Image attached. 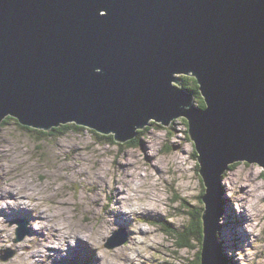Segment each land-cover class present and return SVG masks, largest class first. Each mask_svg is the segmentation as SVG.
Segmentation results:
<instances>
[{
  "label": "water",
  "instance_id": "1",
  "mask_svg": "<svg viewBox=\"0 0 264 264\" xmlns=\"http://www.w3.org/2000/svg\"><path fill=\"white\" fill-rule=\"evenodd\" d=\"M175 74L196 80L204 110ZM7 116L118 143L182 116L206 189L200 264H223L219 175L238 159L264 164V0H0V123Z\"/></svg>",
  "mask_w": 264,
  "mask_h": 264
},
{
  "label": "clouds",
  "instance_id": "2",
  "mask_svg": "<svg viewBox=\"0 0 264 264\" xmlns=\"http://www.w3.org/2000/svg\"><path fill=\"white\" fill-rule=\"evenodd\" d=\"M102 13L107 15L102 9L100 17H105ZM101 71L95 69L97 75ZM146 139L152 141L154 137ZM60 143L59 148L49 145L44 159L23 154L29 151L23 145L3 146L0 211L29 213L31 218L25 230L41 234L25 233L23 239H18L20 225L0 215V260L7 264H54L82 243L78 225L87 215L97 227L89 233L96 241L94 247L86 246L92 253L93 264H101L94 259L96 250L101 255L109 252L105 244L120 231L116 223L119 214L129 221L127 238L109 253L104 264H150L149 258L156 255L152 249L162 243L158 237L163 235L150 222L155 213L172 219L168 212L178 202L170 204L171 199H189L194 204L196 201L190 197L199 195L198 190H187L199 184L196 173L191 170L189 153L179 147L171 153L157 154L151 144H146L143 151L125 148V152H136L135 156L125 157L115 150L107 151L114 149V145L86 146L79 139L65 144L63 138ZM171 143L186 145L187 141L173 137ZM73 148L80 151L69 159ZM238 160L241 163L237 167L229 170V162L219 175L224 198L235 214L244 218L243 235L236 248L226 255L231 264H264V164L257 160ZM157 168H166L168 172L158 175ZM106 207L111 215L105 212ZM218 223L224 225L225 218L221 216Z\"/></svg>",
  "mask_w": 264,
  "mask_h": 264
},
{
  "label": "rangeland",
  "instance_id": "3",
  "mask_svg": "<svg viewBox=\"0 0 264 264\" xmlns=\"http://www.w3.org/2000/svg\"><path fill=\"white\" fill-rule=\"evenodd\" d=\"M184 76L185 74H175L174 76L180 77ZM183 78V77H181ZM172 84L175 87H178V84L173 83ZM6 118H10L9 120L6 121L7 124L1 125L3 121L0 123V157L4 156V145L5 144H11L13 146L15 145H23L24 148H27L29 151L26 153H23L25 155H31L33 158L39 156L40 159L46 158L49 152V145H55L57 148L61 147L60 140L63 138V142L65 144H71L74 139H79L83 143H85L86 146H91L92 143H99V144H109L112 145V142L107 141V140H102L99 139V136H102L100 134L94 135L92 132V129H87L84 128L85 126H80L82 129L77 130L76 132H66L63 135L58 134L56 131H52L51 127L48 131L39 129V128H32V127H26L29 129L27 131L24 126H22L17 119L12 118L11 116H7ZM180 119L182 116H178L174 119H172L168 126H165L153 119H150L149 121L154 122L156 125L155 126H149L147 127L146 131L141 129L137 130L140 131V134L136 135L134 140H131L130 142H125L123 144H119L118 146L114 145V149H108L111 153V151L115 150L118 154H123L125 157L127 156H135L136 152L135 151H128L125 152V148L129 149H140L143 151V146L146 144H151V147L157 152V154H163V153H171L175 148L179 147H184L185 151H187L191 157V162H192V171L196 173V178L199 180V184L193 186H189L187 188L188 191H199L198 196H192L190 199L195 200L196 203H189V199H183L181 200L179 197H174L169 201V203H177V207L170 209L168 212V217H173L172 219H168L165 216H162L160 213H155L154 215V220L157 222H151L157 225V231L162 233V236H159L158 239L162 241V243L158 244V246L152 251L156 253L155 256L149 258L150 259V264H189L191 260H195L197 258L196 253L197 251H200L199 248L201 249V246L198 248L196 246L195 249H190V250H178L176 247V240L168 234V232H172L173 234H176L178 236H184V234H187L189 236H192L191 234V229L193 228L192 225V218L191 214L196 211V209L201 208L202 211H204V205L201 203V196L205 194V187L203 185L202 179L198 174V165H197V160L195 157L197 154L195 153V148L193 143L190 142L189 139L186 138L187 136V130L186 126L184 125V121H181ZM67 123H60L59 126L65 125ZM158 125V126H157ZM57 126V127H59ZM77 127H79L77 125ZM154 129V131H153ZM61 131V130H60ZM42 132V133H39ZM44 133V134H43ZM99 135V136H98ZM105 136V135H104ZM147 136H152L154 137V140L149 141L146 139ZM106 137V136H105ZM173 137H176L177 139H184L187 141L186 145H181V144H173L171 143V139ZM159 140L160 143L156 144L155 141ZM118 144V143H115ZM80 149L78 148H73L71 154L69 155V159L73 158L74 156L78 155ZM148 159V157H145ZM155 157H152L154 159ZM240 163L236 164L233 166L232 169L237 167ZM197 165V166H196ZM131 166V165H128ZM229 169V170H232ZM157 174H161L162 172L167 174L168 170L166 168L156 169ZM82 175H86V173H83ZM78 188V185L76 186ZM223 191V189H222ZM221 191V197L222 201L224 198V192ZM223 193V194H222ZM226 200V199H225ZM105 212L108 215H111L112 213L108 211L107 207L105 208ZM3 213V214H2ZM23 211H15V212H2L0 211V215H4L6 220L8 221V218L14 217L15 215H23ZM30 216L29 213H26ZM149 215H153L152 213H149ZM202 213L200 212V218H201ZM222 216L225 218V223L224 225H220L223 228V233L222 236L225 241V248L227 251L229 250H234V246L232 248V240H233V233L229 230L236 228V219L237 215L233 211L231 204L229 201H223L222 203ZM242 218L239 221V226L242 231V223L244 222ZM164 221V223H162ZM19 225H22V223H16ZM229 224V225H226ZM228 226V228H227ZM78 227L81 228V232H86V234L90 237L89 239H81V241H89L92 244V248L94 247V244L96 241H94L93 237L89 235L90 232H94L97 224L92 223L91 220L87 215L83 216L80 219V223ZM124 232L122 235H119L120 238H123V236L127 232V225L123 226ZM31 229H27V235L30 234ZM80 232V233H81ZM225 233V234H224ZM41 233H35V236H39ZM18 237V236H17ZM25 236L21 234L20 239H23ZM125 239H121V241H124ZM114 244H119V242H116L114 239L112 241ZM194 244H197L196 241H193ZM118 247V246H117ZM116 247V248H117ZM115 249V248H114ZM109 251H112L110 249ZM226 251V252H227ZM100 254V251H99ZM101 255V254H100ZM96 256L98 254L96 253ZM103 259V264L104 261L109 258V253L101 255ZM191 261V262H194ZM0 264H7V261H2L0 260Z\"/></svg>",
  "mask_w": 264,
  "mask_h": 264
},
{
  "label": "trees",
  "instance_id": "4",
  "mask_svg": "<svg viewBox=\"0 0 264 264\" xmlns=\"http://www.w3.org/2000/svg\"><path fill=\"white\" fill-rule=\"evenodd\" d=\"M182 88L191 92L193 95H194V101H193V104L195 105V107L201 109V110H204L205 109V102L202 98V96L200 95L199 91H198V85H197V82L194 78L190 77V76H185L182 78ZM10 118H5L3 119V122L1 123V125H5L7 124L6 121L9 120ZM181 121H184V125L186 126L187 128V121L184 120V119H180ZM149 126H155L156 124L152 121L149 122ZM148 126V127H149ZM82 127V126H81ZM80 126L77 127L76 124L74 123H67L65 125H61L59 127H53L51 128V130L53 131H56L58 134L60 135H63L65 134L66 132H76L77 130L79 129H82ZM84 128H87V129H90L88 127H84ZM25 129L27 131H29V129H27L25 127ZM147 129V128H146ZM145 129V131H146ZM61 130V131H60ZM84 130V129H82ZM93 130V129H92ZM39 133H42V132H39ZM94 135H97L99 134L97 131L93 130L92 132ZM44 134V133H43ZM140 134V131H137V135ZM99 136V135H98ZM103 137L99 136V139H102V140H107V141H110L112 142V145H116L118 146L119 144H115L114 142V139H113V136L112 135H102ZM186 138L188 139V135L186 136ZM134 140V139H132ZM131 143V142H130ZM196 157V156H195ZM238 164V163H237ZM236 165V164H234ZM234 165H230L229 166V169H232ZM223 192V191H222ZM223 201L225 202V198H223ZM200 211H201V208L199 209H196V211H194L193 214H191V218H192V225H193V228L191 229V234L192 236H189L188 233L187 234H184V236H178L176 234H173L172 232H168V234L170 236H172L175 240H176V247L178 248V250H190V249H195L196 246H198V248L202 245V240H203V231H202V220L200 218ZM222 228V227H220ZM220 233V232H219ZM221 235V233H220ZM221 237V236H220ZM219 237V239H220ZM218 239V240H219ZM193 241H196L197 244H194ZM196 245V246H195ZM220 246L221 248L223 249L224 248V244L222 242H220ZM225 249V248H224ZM199 250H201L199 248ZM196 256L197 258L194 260V262H191L193 260H191L189 262V264H200V251H197L196 253ZM223 259L227 262V264H230V261L226 255V249H225V252L223 253Z\"/></svg>",
  "mask_w": 264,
  "mask_h": 264
},
{
  "label": "bare ground",
  "instance_id": "5",
  "mask_svg": "<svg viewBox=\"0 0 264 264\" xmlns=\"http://www.w3.org/2000/svg\"><path fill=\"white\" fill-rule=\"evenodd\" d=\"M179 76H181V75H179ZM170 83H172V82H170ZM71 123H73V122H71ZM62 124V123H61ZM32 128H35V127H32ZM143 130H145V128L143 129ZM99 134L100 135H104L103 133H100L99 132ZM112 136H114L113 134H112ZM101 137H103V136H101ZM113 139H114V137H113ZM114 142L115 143H118V142H116L115 140H114ZM118 144H123V143H118ZM241 163V162H240ZM223 194V193H222ZM12 212H15V211H12ZM201 213H203V211L201 210L200 211ZM3 214V213H2ZM126 218V217H125ZM127 219V218H126ZM25 236V235H24ZM80 236H81V239H89L90 240V237L86 234V232L84 231V232H81L80 233Z\"/></svg>",
  "mask_w": 264,
  "mask_h": 264
}]
</instances>
